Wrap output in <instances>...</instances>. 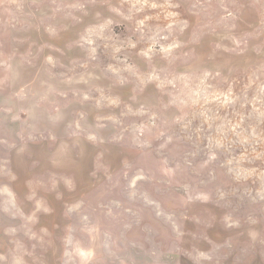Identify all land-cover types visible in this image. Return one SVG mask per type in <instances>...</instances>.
<instances>
[{
  "label": "rangeland",
  "instance_id": "rangeland-1",
  "mask_svg": "<svg viewBox=\"0 0 264 264\" xmlns=\"http://www.w3.org/2000/svg\"><path fill=\"white\" fill-rule=\"evenodd\" d=\"M0 264H264V0H0Z\"/></svg>",
  "mask_w": 264,
  "mask_h": 264
}]
</instances>
